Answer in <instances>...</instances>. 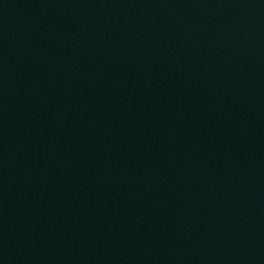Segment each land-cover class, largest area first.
Segmentation results:
<instances>
[{
	"label": "water",
	"instance_id": "water-1",
	"mask_svg": "<svg viewBox=\"0 0 264 264\" xmlns=\"http://www.w3.org/2000/svg\"><path fill=\"white\" fill-rule=\"evenodd\" d=\"M0 264H264V0H0Z\"/></svg>",
	"mask_w": 264,
	"mask_h": 264
}]
</instances>
